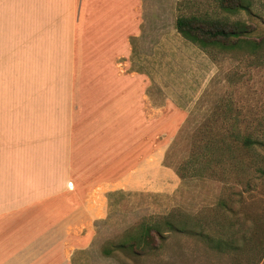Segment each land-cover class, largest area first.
I'll use <instances>...</instances> for the list:
<instances>
[{"label":"crops","instance_id":"obj_1","mask_svg":"<svg viewBox=\"0 0 264 264\" xmlns=\"http://www.w3.org/2000/svg\"><path fill=\"white\" fill-rule=\"evenodd\" d=\"M4 1L0 264H77V253L92 242L94 222L106 216L108 193L178 183L164 164L167 143L160 136L185 114L169 95L163 100L151 93L149 73L133 67L147 23L143 7L132 6V0H26L25 16L14 0L9 6ZM8 24L25 26L26 39L8 44ZM79 26L89 38L77 71L66 33L74 35ZM52 31L62 37L52 39ZM174 31L181 37L175 23ZM18 45L23 53H15ZM8 54L13 62L15 54L40 69L6 70ZM164 114L170 115L165 121ZM78 115L89 119L84 123ZM135 127H147L150 134L132 146Z\"/></svg>","mask_w":264,"mask_h":264},{"label":"rangeland","instance_id":"obj_2","mask_svg":"<svg viewBox=\"0 0 264 264\" xmlns=\"http://www.w3.org/2000/svg\"><path fill=\"white\" fill-rule=\"evenodd\" d=\"M4 2L9 6L10 0ZM14 2L15 10L25 16L26 0ZM249 2L248 10L231 13L220 9L218 0H132V6L143 7L147 23L137 46L141 55L134 56L133 67L149 73L151 93L156 92L163 100L169 95L185 114L181 113L178 124L171 129L164 127L160 136L167 143L164 164L176 172L179 181H170L167 189L107 194L106 216L94 222L92 242L77 253V264H264V176L255 170L264 169V147L253 145L259 162L247 176L230 167L228 160L217 164L209 155L217 143L224 148L230 145L231 149L223 152L225 159L227 155L250 158L242 140L249 136L264 142V0ZM60 9H65V4ZM192 14L242 20L248 25L242 35L250 43L226 48H202L190 43L176 34L174 23L178 15ZM20 27L11 29L8 24V44L10 39H26V27ZM80 28L74 35L72 30L66 33V40L74 43L77 71L84 66L79 51H85L83 44L87 45L89 38V32ZM160 33L166 35L163 40L158 37ZM51 34L52 39L62 37L58 31ZM252 42L260 45L252 46ZM22 49L25 47L16 46L15 53H23ZM10 55L6 70L40 69L36 64L32 68L28 62H19L15 54L13 62ZM165 114L164 121L170 117ZM86 115L76 119H84L85 123L89 119ZM131 134L133 146L138 145V136L150 132L147 127H135ZM175 212H184L193 220L211 221L221 220V212H227L229 235L237 242L235 249L214 247L194 227L188 233L170 231L156 250L141 256L120 249L110 255L103 253L104 247L118 242L127 229L140 221Z\"/></svg>","mask_w":264,"mask_h":264},{"label":"trees","instance_id":"obj_3","mask_svg":"<svg viewBox=\"0 0 264 264\" xmlns=\"http://www.w3.org/2000/svg\"><path fill=\"white\" fill-rule=\"evenodd\" d=\"M218 6L225 12H237L240 10H248L250 6L249 0H218ZM175 29L184 40L196 44L199 47L206 48L210 46L235 47L240 46L239 43L249 44L250 41L244 35L248 30V25L242 20L227 21L221 18H210L208 16L178 15L175 19ZM234 38V40H232ZM252 46L260 45V42ZM232 144V143H231ZM242 144L246 147V153L250 158H237L227 155L224 158V153L231 149L229 144L225 148L216 143L212 147L214 150L209 152L210 159L217 164L228 160V165L236 169L242 175L247 176L249 169H255V163L259 162L255 158V149L253 145L264 147L262 140L245 137ZM218 151V153H217ZM231 154V153H230ZM262 176L264 169L256 167ZM250 181V180H249ZM251 182V181H250ZM249 182V183H250ZM110 193H108L109 196ZM224 205L223 202H221ZM194 227L199 229L198 233L206 238L214 247L220 250H233L237 242L232 235L230 236V221L227 212H221V220L197 219L193 220L184 212H175L172 216L153 217L148 220H142L138 224L127 229L123 237L113 243V245L102 249L105 255H110L115 250H124L131 253L133 256H141L147 252L156 250L162 243L170 231L178 233H188ZM264 254V246L262 250Z\"/></svg>","mask_w":264,"mask_h":264}]
</instances>
